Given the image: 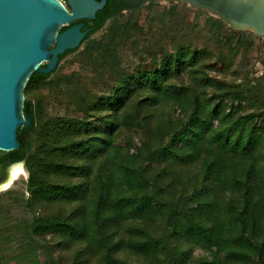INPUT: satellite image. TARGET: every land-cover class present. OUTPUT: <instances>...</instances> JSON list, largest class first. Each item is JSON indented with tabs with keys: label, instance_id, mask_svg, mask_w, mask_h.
I'll return each mask as SVG.
<instances>
[{
	"label": "trees",
	"instance_id": "16d2710c",
	"mask_svg": "<svg viewBox=\"0 0 264 264\" xmlns=\"http://www.w3.org/2000/svg\"><path fill=\"white\" fill-rule=\"evenodd\" d=\"M169 5L128 65L122 35L158 4L90 39L106 7L96 14L76 59L109 73L106 91H70L53 73L26 84L32 121L7 157L25 162L28 219L0 232L22 264H264V84L234 93L220 78L254 35L205 12V43H193L171 16L186 5ZM42 86L74 94V114L45 120Z\"/></svg>",
	"mask_w": 264,
	"mask_h": 264
},
{
	"label": "water",
	"instance_id": "95a60500",
	"mask_svg": "<svg viewBox=\"0 0 264 264\" xmlns=\"http://www.w3.org/2000/svg\"><path fill=\"white\" fill-rule=\"evenodd\" d=\"M123 1L133 9L149 3H184L233 30L264 38V0ZM104 5L105 0H0V155L18 149L19 129L31 124L24 111V89L32 75L54 73L59 57L77 50L87 35L84 23L77 22L91 25ZM14 164L25 162H11L7 171Z\"/></svg>",
	"mask_w": 264,
	"mask_h": 264
},
{
	"label": "rangeland",
	"instance_id": "374dc122",
	"mask_svg": "<svg viewBox=\"0 0 264 264\" xmlns=\"http://www.w3.org/2000/svg\"><path fill=\"white\" fill-rule=\"evenodd\" d=\"M61 1L64 3V0ZM154 4H158V6L150 12L143 8L142 10H139L140 12L135 18L136 24H129V27L122 35V39L120 40L122 49L120 52H123L122 63L125 65L130 64L132 60H136L137 57L141 55V52L146 47L150 46V37L147 35L148 27L152 23L153 19L157 21L158 15L170 8L169 3ZM147 5L148 4H144L139 8ZM205 12V10L200 11L199 9L189 7L188 5H186L185 8L179 5L171 16L175 18V21L173 22L178 24L179 27L181 26L185 29L186 34L190 35L189 37L193 43L196 42V44H203L205 41L199 32L203 28L207 18ZM122 16H126V13H123ZM108 25L109 23L102 27L99 31L93 33L89 38L93 39L106 33L109 29ZM203 31L205 33V30ZM245 33H251L254 36H250L249 38L251 45L242 47L239 51L234 62V68L230 69L225 75H223V77L219 75V68H217V70L212 74L215 78H219V76L222 78V80L227 84L229 92L236 93L241 90V86H248L250 82H254L255 84L262 82L264 84V38L250 31ZM255 36L259 38H255ZM135 40L138 41L137 49H135L132 45V42H135ZM83 49L84 43H82L77 50L68 53L66 52L67 54L65 53L66 55L60 59L55 72L51 76L70 77L69 81L66 82L67 85L65 86L70 91L85 88L90 95L106 91L108 85L106 80L109 73L104 75L106 77L102 80L101 72L95 73L91 69L93 67L91 61L89 62L88 57L87 59H76L78 58V55L83 52ZM38 91L40 95L46 98L43 105L45 110V120L49 119L54 121L59 117L65 115L72 116L74 114L72 113V108H68V105L74 98V94L67 93L66 95L61 96L57 90H51L44 86H42ZM263 125L264 120L260 122V126ZM23 169L24 174H22L7 190L0 192V207H2V210L0 211V232L3 231V223L6 224V228H10L16 223L28 219V216L25 215L21 205L22 198H27L28 196L26 193L27 171L25 169V165L23 166ZM11 229L13 230V228ZM7 234L8 233L6 232L3 235ZM0 262L2 264L23 263V255L20 254L18 248H16V243L11 242L9 244L2 245L0 249Z\"/></svg>",
	"mask_w": 264,
	"mask_h": 264
},
{
	"label": "flooded vegetation",
	"instance_id": "af4514ba",
	"mask_svg": "<svg viewBox=\"0 0 264 264\" xmlns=\"http://www.w3.org/2000/svg\"><path fill=\"white\" fill-rule=\"evenodd\" d=\"M105 7H106L105 13H103L102 15L101 14L99 15L100 18L102 17L104 19L103 26H104V24H105V22L107 20H109L108 23H110V21L113 18L118 17V16L122 15L123 13L127 14L128 12L134 10L132 6L127 5L123 0H110L108 2L105 0V5H104V7L102 9H104ZM95 20H96V18H95ZM77 23H84L83 31H87V34H89L90 31L92 30V28L95 26L94 22H92L91 25H88L85 21H80V22H77ZM66 54H64V55H62L60 57L63 58ZM7 153L8 152L3 153V154L0 155V179H2V177L5 174V172L7 171L9 164L11 162H14V161H11L7 157Z\"/></svg>",
	"mask_w": 264,
	"mask_h": 264
},
{
	"label": "bare ground",
	"instance_id": "6f19581e",
	"mask_svg": "<svg viewBox=\"0 0 264 264\" xmlns=\"http://www.w3.org/2000/svg\"><path fill=\"white\" fill-rule=\"evenodd\" d=\"M44 61L42 64H45ZM22 174L24 169L22 164H14L10 166L6 179L0 182V190H7Z\"/></svg>",
	"mask_w": 264,
	"mask_h": 264
}]
</instances>
